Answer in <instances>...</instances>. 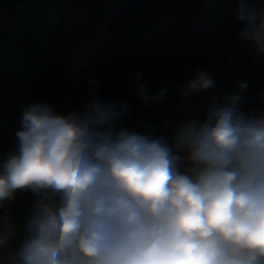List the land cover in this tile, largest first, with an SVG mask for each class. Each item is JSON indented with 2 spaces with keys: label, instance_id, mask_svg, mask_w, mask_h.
I'll use <instances>...</instances> for the list:
<instances>
[{
  "label": "clouds",
  "instance_id": "9594fccd",
  "mask_svg": "<svg viewBox=\"0 0 264 264\" xmlns=\"http://www.w3.org/2000/svg\"><path fill=\"white\" fill-rule=\"evenodd\" d=\"M236 18L264 55V10L237 0ZM141 77L131 81L141 102H162L168 89L149 95ZM237 87L179 123L171 144L150 125L120 126L128 102L103 103L94 88L79 111L24 108L15 151L0 162V208L20 191L39 199L7 258L15 225L0 218V264H264V115L243 112L248 83ZM214 88L196 69L177 92Z\"/></svg>",
  "mask_w": 264,
  "mask_h": 264
},
{
  "label": "crops",
  "instance_id": "0c3cea01",
  "mask_svg": "<svg viewBox=\"0 0 264 264\" xmlns=\"http://www.w3.org/2000/svg\"><path fill=\"white\" fill-rule=\"evenodd\" d=\"M173 1L169 0L166 4H161L160 0H146L149 13L144 19L145 25L142 31L145 40L150 38L156 27L178 18L179 13L173 7ZM120 2L121 0H0V33H5L6 36L13 33V38L8 39L10 41L8 48L12 47L14 35L16 33L18 35V32L22 33L25 39L32 42L39 50L46 45L50 33L58 34V38L65 46L66 74H56L48 86V92L41 99L42 103H47L56 112L64 114L81 109L82 105L70 101L72 79L87 64V57L108 36L109 18L117 10ZM167 4H171L176 12L175 16L172 14L169 19L166 18V9L162 7H166ZM204 5L213 20L223 13L221 0H206ZM153 8L157 9V14ZM245 46L247 47L246 42ZM246 47L241 49V52L245 51ZM8 60L12 62L14 60L11 50ZM256 61L258 60H255V64ZM23 64L25 63L23 62ZM40 67L42 68V66ZM44 72L45 70L34 76L32 69L27 71L25 68L23 77L17 76L16 72L12 73L10 89L4 92L14 88V80L40 87L44 84ZM194 72L186 75L182 71L178 76L180 86H186ZM131 81L126 89L119 92L114 99L106 104L127 101L130 111L127 115L119 118V125L128 131L139 133H146L148 129L145 125H150L155 129V132L152 133L154 137L162 135L170 144L173 139L172 133L179 123L191 119H202L213 104L212 99L207 98L206 93L204 94L206 98L203 100L197 99L196 92L190 93L187 98L182 95L173 97L170 94L168 76L147 77L140 81L147 86L149 95L154 96L165 87L168 89L162 102L145 104L141 102L136 85ZM221 97L220 95L218 103H222ZM65 99H67L66 105H64ZM61 107L66 109L62 111ZM24 108L26 107L16 103L0 107V162L5 160L10 152L15 151V133L17 131L14 132L13 124L15 120L21 119ZM166 121H170V123H166ZM38 199L39 197L31 191H20L11 202L12 213L16 219L15 238L12 237L10 242L4 246L5 258L15 253L25 238V226L30 218L31 209L34 208Z\"/></svg>",
  "mask_w": 264,
  "mask_h": 264
},
{
  "label": "trees",
  "instance_id": "16d2710c",
  "mask_svg": "<svg viewBox=\"0 0 264 264\" xmlns=\"http://www.w3.org/2000/svg\"><path fill=\"white\" fill-rule=\"evenodd\" d=\"M142 1L121 0L117 10L109 18L108 36L87 57V64L72 79L69 96L71 102L83 105L89 99L90 90L94 88L101 102L107 103L128 87L136 73H142L141 80L168 76L170 94L173 97L181 95L177 92L180 86L178 76L185 70L186 75L196 69L206 70L211 74L216 87H223L222 78L228 72L239 33L245 27V22L236 18L237 0H221L223 13L216 21L204 5L206 0H174L172 4L179 16L172 22L156 27L150 38L144 39L148 53L146 60L106 59V53H115L121 46L130 19ZM168 1L160 0L161 4ZM243 2L248 10H264V0ZM245 42L247 47L241 54L245 66L252 69L259 56ZM63 47L65 48L64 45ZM43 74L45 80L40 87L14 80V88L0 97V107L14 103L27 107L37 101L41 102L57 69L55 66H47ZM94 79L98 80L97 85L91 83ZM242 95L244 100L239 107L246 115H264V99L253 86H248ZM20 122L21 119L14 121V132L20 130Z\"/></svg>",
  "mask_w": 264,
  "mask_h": 264
},
{
  "label": "built area",
  "instance_id": "2783aa9c",
  "mask_svg": "<svg viewBox=\"0 0 264 264\" xmlns=\"http://www.w3.org/2000/svg\"><path fill=\"white\" fill-rule=\"evenodd\" d=\"M143 0L141 6L135 11L130 19L128 28L125 32L122 44L115 53H106V59H141L146 60L147 51L144 46V36L142 34L144 18L149 13ZM48 41L43 49L39 50L29 40L19 33L16 41L12 44L13 50L19 53L21 60L25 64L33 66V75L43 72L47 66H55L57 74H66L67 55L63 43L58 38V34L50 33ZM42 66V68L40 67ZM44 82V81H43ZM0 218H10L15 225L16 219L12 213L11 202H4L0 208Z\"/></svg>",
  "mask_w": 264,
  "mask_h": 264
},
{
  "label": "rangeland",
  "instance_id": "374dc122",
  "mask_svg": "<svg viewBox=\"0 0 264 264\" xmlns=\"http://www.w3.org/2000/svg\"><path fill=\"white\" fill-rule=\"evenodd\" d=\"M166 14L169 19V17L174 14H176L174 8H172L171 4H167L166 7ZM154 9V8H153ZM157 14V9H154ZM160 14V12H159ZM216 21L217 18H214ZM8 33H10L8 31ZM13 33L11 32L10 36H6L5 33H0V96L3 95L5 90L10 89L11 86V77L12 73L17 74L19 77H23L25 75L24 70L26 68L27 71L33 70V66L28 64H23L22 60L20 59L19 53L16 52V50H13V48H8L9 46V38H13ZM19 34V32H18ZM17 33L14 35V41H16ZM245 42L243 39L239 37L238 43L235 45L234 48V56L230 59L229 63V69L227 74L222 78L223 80V87L217 88L215 85V88L207 91V92H196L197 99L203 100L205 99V93L207 95V98L212 99V103H218L220 100V95L226 96L228 94L234 93L238 91V85L243 82H247L248 86H253L254 90L257 91L258 95L264 99V55H260L256 60V64L254 62V67L252 69H249L247 66H245V62L243 60L241 49H245ZM11 50V53L13 54L14 60L9 61V51ZM186 71V70H185ZM185 71H183L185 73ZM206 71V70H205ZM29 74V72H26ZM28 76V75H27ZM194 76V75H193ZM193 77L189 78V81L192 80ZM67 99H65L64 105L67 103ZM66 108L61 107V110H65ZM60 114H64L63 112Z\"/></svg>",
  "mask_w": 264,
  "mask_h": 264
},
{
  "label": "water",
  "instance_id": "95a60500",
  "mask_svg": "<svg viewBox=\"0 0 264 264\" xmlns=\"http://www.w3.org/2000/svg\"><path fill=\"white\" fill-rule=\"evenodd\" d=\"M13 238H15V230H14V234H13V236H12Z\"/></svg>",
  "mask_w": 264,
  "mask_h": 264
}]
</instances>
